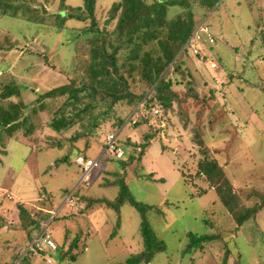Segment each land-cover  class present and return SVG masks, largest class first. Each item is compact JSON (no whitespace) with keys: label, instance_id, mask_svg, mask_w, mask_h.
<instances>
[{"label":"rangeland","instance_id":"obj_1","mask_svg":"<svg viewBox=\"0 0 264 264\" xmlns=\"http://www.w3.org/2000/svg\"><path fill=\"white\" fill-rule=\"evenodd\" d=\"M118 1H95L99 28H113L109 11ZM60 2L33 0L25 10L19 9L18 17L23 19L0 17V46L15 43L0 51V88L16 83L20 95L10 100L22 99L29 108L37 109L38 97L66 82L88 57L85 44L79 46V56L73 47L90 35L84 31L90 19L65 17L63 22L56 15ZM63 4L80 7L83 0ZM192 5L195 24L207 25L214 41L199 44L205 63L189 51L179 54L176 63H183L178 70L173 69L175 64L169 69L167 77L181 83L172 89L186 100L173 102L166 112L158 107L143 110L142 100L117 103L91 136L76 143L86 156L98 159L89 186L79 185L76 151L71 152L69 163L55 164L64 150L47 148L55 139L67 149L69 138L82 131L78 123L60 133L47 127L63 97L45 99L44 108L31 114V134L19 130L9 138L0 131V264H23V257L29 264H123L142 251L141 216L134 207L129 203L120 207L117 225L112 208L85 201L116 197L118 187L112 185L118 177L112 175L116 169L128 180L132 196L151 207L148 223L165 244L149 264H264V204L236 231L235 220L214 190L197 176V160L202 156L194 135L199 133L236 192L242 196L264 192V0H222L210 12L197 0ZM177 9L170 8L169 16ZM146 88L142 84L132 89L139 93ZM116 132L118 146L134 157L125 168L112 159L120 158L116 154L103 152L107 136ZM146 134L153 138L141 155ZM17 201L25 203L33 218L47 212L48 219L42 218L39 227L28 232L18 218ZM44 223L56 244L65 233L69 242L79 237L71 252L74 260L30 249L33 234ZM188 232L216 237L184 251Z\"/></svg>","mask_w":264,"mask_h":264},{"label":"trees","instance_id":"obj_2","mask_svg":"<svg viewBox=\"0 0 264 264\" xmlns=\"http://www.w3.org/2000/svg\"><path fill=\"white\" fill-rule=\"evenodd\" d=\"M30 1L33 0H0V17L10 16L23 19V16L18 17V11L29 7ZM95 1L83 0V6L73 7L63 4L64 0H61L60 10L56 14L57 18L63 22L65 17L79 21L89 18L91 22L87 30H84L90 34L85 43L80 42L78 45L74 44L73 47L79 56V46L85 44L83 47L86 48L88 55L86 60H82L80 65L76 66V74L69 76L66 82L44 92L37 100L38 107L43 109L45 99L54 101L60 97L64 98L62 105L53 112L47 124V127L56 133L70 129L77 123L82 129L81 132H75L69 138L67 149L60 140H50L47 148L57 147L65 151L61 154V158L56 159L55 164L69 163L72 151H76L75 159L78 155L89 158L85 150L78 148L76 143L82 138L91 136L100 127L102 121L111 114L110 111L117 103L124 101L137 104L142 100L143 110L150 111L153 107H158L166 112L172 108L173 102L180 103L186 100L183 95L179 96L177 91L172 89L175 83H181L171 80L167 74L174 64L176 65L173 68L175 71L180 68L182 60L176 63L179 54L189 53L186 44L200 23L195 24L194 20L192 4L195 0H153L152 2L119 0L113 2L109 11V20H114L115 24L110 31H107L104 26L102 29L97 26L94 14ZM197 1L201 7L207 8L210 12L217 8L222 0ZM172 7L178 9L175 14L169 16L168 12ZM12 47H15V43L6 41L4 46H0V51L9 50ZM142 84H145L147 88L139 93L134 92L133 86ZM191 93L190 91L186 94V97ZM18 95L20 92L16 83H4L0 88V131L9 138L17 135L19 130H24V134L29 135L34 129L31 114H34L38 107L37 109L34 106L29 108V105L22 99L10 100L12 96ZM135 124L138 125L139 122ZM117 132L114 136L118 146ZM194 135L201 147L202 156L197 160V176L204 177L214 190L217 199L228 210L230 217L235 220L236 231H238L245 221L251 218L255 209L264 204V192H243V196L236 192L224 167L219 164L216 157L209 154L199 133L196 132ZM152 138L151 134L144 136L145 143L139 148L141 155L144 153V148L150 145ZM103 152L107 151L103 150ZM123 153L122 157L126 155L125 159L112 158L121 168H125L134 158L128 151H123ZM118 173L116 169V172L112 174L118 176L112 182V185L118 187L114 199L87 198L86 204L99 202L112 208L118 215L117 225L120 224V207L124 203H129L134 207L141 216L140 233L143 249L129 256L123 264H149L157 253L165 250V244L148 223L147 212L151 210V207L137 201L132 196L128 180ZM134 176L141 177L140 174ZM251 201L254 203L251 204ZM15 208L21 224L28 227V232L38 228L42 218L48 219L49 216L45 212L33 218L24 202L17 201ZM67 235L65 233L62 242L56 244L57 248L54 252L60 258L67 256L70 260H74L75 255L71 252L77 247L79 237L75 236L69 242ZM187 237L188 244L184 251L199 247L216 236L188 232ZM44 252L46 251L41 253L44 254ZM22 263L29 264L28 258L23 257Z\"/></svg>","mask_w":264,"mask_h":264},{"label":"built area","instance_id":"obj_3","mask_svg":"<svg viewBox=\"0 0 264 264\" xmlns=\"http://www.w3.org/2000/svg\"><path fill=\"white\" fill-rule=\"evenodd\" d=\"M214 41V37L211 34L209 28L207 25H200L195 32L191 35L189 38L186 47L189 51H192L195 55V58L199 62H204V56L200 54L199 50V44L202 42L212 43ZM211 68L215 67V63L210 64ZM136 121H133L132 124H135ZM104 150L108 151L109 153L116 154L117 157H122L123 150L116 145L115 143V136L108 135L107 141H106V147ZM75 163L78 165L79 171H80V180L79 185H86L89 186L91 183V175L94 172V170L98 166V159L94 158H84L81 155H78L75 159ZM74 192H71V196ZM46 225L47 223H44L43 226L40 228V230L33 234L31 238V242L29 244V247L32 251L35 252H42V251H49L54 252L57 248V245L51 235L46 231ZM48 263H51V260H47Z\"/></svg>","mask_w":264,"mask_h":264}]
</instances>
